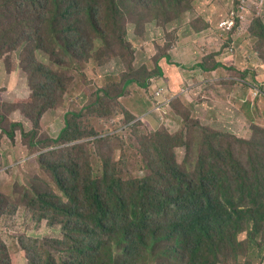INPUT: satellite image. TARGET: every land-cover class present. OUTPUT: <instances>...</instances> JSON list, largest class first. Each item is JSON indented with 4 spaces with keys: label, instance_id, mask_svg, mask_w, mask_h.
I'll return each instance as SVG.
<instances>
[{
    "label": "rangeland",
    "instance_id": "obj_1",
    "mask_svg": "<svg viewBox=\"0 0 264 264\" xmlns=\"http://www.w3.org/2000/svg\"><path fill=\"white\" fill-rule=\"evenodd\" d=\"M247 4L241 13L245 19L237 26L236 18L231 36L220 25L231 17L232 0H118L125 13L126 43L117 35L109 45L98 42L89 59L58 48L52 66L56 79L47 78L52 48L32 50L27 43L29 37L37 41L44 36L41 19L34 15L43 13L41 6L45 12L51 6L37 0L33 9L21 7L29 27L13 20L18 13L14 6L9 12L0 9V194L8 197L0 214V241L11 264H44L48 251L58 259L68 253L50 242L61 236V217L55 221L52 211L40 217L44 212L39 202L32 208L26 204L39 192L59 199L62 206L69 204L75 192L60 189L55 170L72 188L77 175L98 179L104 169L111 185L109 214L119 222L134 213L128 197L136 193L141 179L158 174L154 189L161 194L177 183L181 166L187 164L190 174L200 157L216 166L210 181L215 192L239 198L234 174L221 160L225 151L244 166H254L253 177L257 171L264 189V32L258 24L253 28L258 19L264 24V0ZM72 11L77 12L76 6ZM43 55L47 69L33 74ZM203 62L223 67L206 74L198 67ZM146 78L151 79L146 87L136 81L124 87L128 79ZM161 87L166 94L156 99ZM66 119L67 136L78 139H56ZM233 124L244 129H232ZM201 125L224 134L213 152L202 154L207 147ZM3 130H12L13 136ZM158 137L177 147H163L158 154L153 145ZM173 153L174 167L165 159ZM176 196L183 206L193 202L183 192ZM48 200L54 198L44 202ZM122 234L120 226L111 232L116 239ZM245 237L246 232L240 235Z\"/></svg>",
    "mask_w": 264,
    "mask_h": 264
},
{
    "label": "trees",
    "instance_id": "obj_2",
    "mask_svg": "<svg viewBox=\"0 0 264 264\" xmlns=\"http://www.w3.org/2000/svg\"><path fill=\"white\" fill-rule=\"evenodd\" d=\"M39 1L51 6L46 12L41 6L43 13L34 15L41 19L40 27L44 36L37 41L29 37L27 43L32 46V50L48 51L51 48L52 50L48 59L46 55L41 57L39 67L33 74L45 72L47 68L43 62L47 59L50 65L47 78L58 77L52 69L58 48L64 53L72 52L80 59H89L97 50L98 42L109 45L112 36L117 35L122 43H126V31L122 25L125 13L118 5V0ZM232 1L235 7L231 12L236 11L239 5V0ZM36 3L37 0H0V9L6 7V11L9 12L14 6L18 13H15L13 20L17 22L16 24L25 22L29 27L20 10L23 6L33 9L32 4ZM73 6H76L77 12L72 11ZM81 7L83 9L78 12ZM240 22L237 20V26ZM257 24L264 32V24L260 19L253 22V28ZM87 29L89 32L86 37ZM229 33L232 36V32ZM3 37L5 38L6 35L4 34ZM85 37L87 41L84 43ZM232 43L230 45L235 48ZM166 59L168 61V56ZM198 67L207 74L223 65L216 63L208 67L203 62ZM158 74L162 76L163 72L159 69ZM132 81L146 87L150 85L151 79L149 82L147 78L128 79L124 87ZM43 108H40L39 113ZM72 114L79 116L76 112ZM231 119L237 121L235 116ZM243 120L245 121V118ZM1 121L0 118V124ZM244 123L242 122L243 126ZM243 126L233 124L232 129L243 130ZM199 127L204 132L202 144L207 147L202 154L213 152L224 134L210 131L202 125ZM68 128L69 122L66 119L65 126L56 139L67 141L78 139L76 136H67ZM3 131L9 138L13 136L12 130ZM39 142H32L31 145L34 147ZM153 145L158 154H163V147L169 149L177 147V143L172 145V142L161 137L155 139ZM225 153L228 161L225 158L221 160L234 174L239 198L228 192H215L210 181L211 171H214L216 166L208 159L200 157L198 167L195 169L191 167L190 174L187 164L181 166L177 183L161 194L154 189L158 174L141 179L136 193L128 197L129 206L134 213L126 215L121 222L109 214L112 210L111 185L105 177L104 169L98 179L91 174L83 179L77 175V181L72 182L76 185L72 188L68 186L70 181L55 170L54 177L60 189L65 193L71 190L75 192L70 197L69 204L66 207L62 206L59 199L55 200L56 198L51 195L48 198L54 200L44 202L48 198L41 192L36 196L33 195L31 200L26 202L30 208L39 202V210L44 212L40 217H45L49 211H52L55 221L57 216L61 217V236L53 238L50 242H52L51 247H63L68 253L58 259L48 251L44 256V264H140L141 262L179 264L180 261L183 264H260L264 262V189L260 179L256 178L257 171L253 177L254 166L251 168L244 166L235 155L234 157L229 151ZM169 157L165 159L176 161L174 153ZM176 165L171 161L172 167ZM119 182L120 180L117 184ZM180 192L189 195L193 201L191 205L183 206L180 203L181 197L176 196ZM24 196L27 198V192ZM157 197L161 198L158 202L155 201ZM7 200L8 197L0 194V214L4 211L3 207ZM168 215L172 216L169 218ZM118 226L123 233L120 239L111 236V232ZM134 230L139 233L135 234ZM244 232L246 237L242 239L240 235ZM146 233L151 235L146 236ZM147 255H151L148 260L145 257ZM0 264H11L1 241Z\"/></svg>",
    "mask_w": 264,
    "mask_h": 264
},
{
    "label": "built area",
    "instance_id": "obj_3",
    "mask_svg": "<svg viewBox=\"0 0 264 264\" xmlns=\"http://www.w3.org/2000/svg\"><path fill=\"white\" fill-rule=\"evenodd\" d=\"M240 1V0H239ZM249 0H241V4L238 5V8L239 9L238 13L239 15H236L237 13L235 11H232L230 13L231 17L225 21H222L221 22V25L220 27L222 28L223 31L229 33L231 32L234 27H235V24H236V20L239 19V20H244L245 19V16H242L241 13L243 12H246V7H247V3H248ZM238 17V18H237ZM237 18V19H236ZM235 48L231 46V51H233ZM166 94V88L165 87H161L157 90V92L155 93V98L158 99L160 97H164ZM166 100V105H167V102L169 101L168 99H165Z\"/></svg>",
    "mask_w": 264,
    "mask_h": 264
},
{
    "label": "crops",
    "instance_id": "obj_4",
    "mask_svg": "<svg viewBox=\"0 0 264 264\" xmlns=\"http://www.w3.org/2000/svg\"><path fill=\"white\" fill-rule=\"evenodd\" d=\"M244 125H247V123H244Z\"/></svg>",
    "mask_w": 264,
    "mask_h": 264
}]
</instances>
